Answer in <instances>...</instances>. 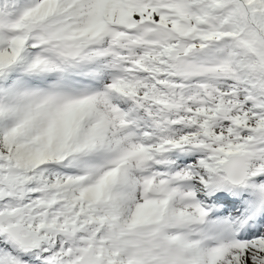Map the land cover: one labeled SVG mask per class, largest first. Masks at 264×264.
I'll return each instance as SVG.
<instances>
[{
    "label": "snow or ice",
    "instance_id": "6c2138e0",
    "mask_svg": "<svg viewBox=\"0 0 264 264\" xmlns=\"http://www.w3.org/2000/svg\"><path fill=\"white\" fill-rule=\"evenodd\" d=\"M0 264H264V0H0Z\"/></svg>",
    "mask_w": 264,
    "mask_h": 264
}]
</instances>
